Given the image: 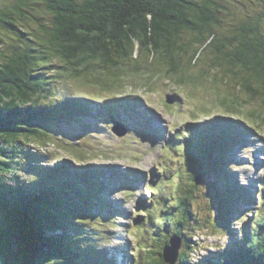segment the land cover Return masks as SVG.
<instances>
[{
    "label": "trees",
    "instance_id": "trees-1",
    "mask_svg": "<svg viewBox=\"0 0 264 264\" xmlns=\"http://www.w3.org/2000/svg\"><path fill=\"white\" fill-rule=\"evenodd\" d=\"M246 1L264 7V0ZM234 2L245 8L243 0ZM243 12L238 22L242 34L237 35L229 23L236 19L224 0H0V264L116 263L99 242L112 235L114 217L121 214L102 191L118 175L105 179L106 173L71 164L62 169L37 150L58 144L83 156L62 141L70 130L83 136L95 129L87 122L92 107L86 111L67 87L56 97L59 78L76 79L87 64L116 66L117 59L145 50L165 57L172 64L168 73L181 83L179 71L208 54L211 73L221 71L238 83L239 91L252 95L258 92L252 93L250 85L258 82L264 95V16ZM122 106L107 102L105 114L109 118L117 111L128 121L129 110ZM216 115L188 128L180 135L183 140H166L183 171L171 182L148 186L161 200L147 216L155 235L151 245L158 252L148 259L140 255L137 264H168L164 249L174 237L180 244L174 264H264V180L252 209L256 201L249 189L234 179V170L223 169L224 144L236 137L228 129L243 135L254 129L230 115ZM163 177L168 181L170 171ZM118 182L131 185L126 176ZM199 194L206 200L205 216L197 207ZM151 206L142 199L138 204L141 213ZM247 210L252 215L240 217L234 226L235 217ZM141 217L134 221L136 232ZM208 227L231 242L195 258L202 247L199 233Z\"/></svg>",
    "mask_w": 264,
    "mask_h": 264
},
{
    "label": "rangeland",
    "instance_id": "rangeland-1",
    "mask_svg": "<svg viewBox=\"0 0 264 264\" xmlns=\"http://www.w3.org/2000/svg\"><path fill=\"white\" fill-rule=\"evenodd\" d=\"M243 1L245 8L239 3H235L234 0H224L229 14L236 19L235 22L229 23L234 25L233 29L237 35L242 34L241 25L238 22L244 18L243 10H247L255 17L264 16L262 5L256 1L255 3ZM40 12L43 16L46 13L43 9ZM221 17L223 18V15ZM117 61L116 66L109 67H103L98 63L87 64L79 69L77 74L79 77L76 79L70 75H65L62 79L59 78L56 85L59 88L56 97H60L62 89L67 87V93L80 97L86 111L89 104H93L95 108H101L106 101L119 97L137 99L138 102L133 101L127 106L120 105L122 110H129L126 112L133 119L129 123L121 115L123 124H115L122 132L126 130V134L119 132L121 136L118 137L113 134V126L110 122L98 120L100 116L104 118L106 113L105 108H101L92 118L87 119L91 122L97 120L98 129L102 126L98 138L87 136L81 137L79 140L62 141L64 144H70L68 148H74L81 152L87 150L84 152L85 155H71L64 150L65 146L58 144H49L37 148V150L39 153L47 154V161H51L54 165L59 164L61 168L62 165L69 166L70 164L75 168L92 165L96 166L98 171L111 174L112 167L98 168V166L112 165L119 172L126 173V169L132 172L131 174L118 173V176L133 177L136 174L139 176L138 190L133 196L132 192L121 183L117 185L120 191L114 189V183L111 184L113 193L109 200L112 201L113 208L118 210L121 215L116 219L117 231L111 232V236L105 235V238L102 239L104 243H108L104 247L109 249L112 254H117L121 259V262L117 261L116 264H137L140 263V255L148 259L152 254L158 252L155 246L151 245L154 242L151 240L155 235H153L152 226L147 221V216L149 213L151 214L153 207L161 206V200L159 194H150L148 186L155 188L160 185V182H171L178 175L180 169L183 171V168L179 167L178 157L173 152V148L169 150L163 138L169 139L172 136L174 138L175 135L182 134L186 124L191 121L203 125V123L218 117L213 115L223 114L230 115V117L253 127V133L251 135L245 133L248 137H244L239 146L234 148L232 141V146L228 145V153L225 151L227 155L223 156L225 158V163H223L225 168L223 169L236 172L234 179L244 184L256 201L250 207L257 208V199L258 195L262 193L261 185L264 180V95L261 94L263 90L258 82H253L250 85L252 93L258 92V94L252 95L239 91L238 83L225 76L221 71L211 73L213 71L208 54H204L195 66L190 65L179 71L180 74H184V80L181 79L184 82L181 81V83L176 82L177 75L168 73L172 64L165 57L152 55L150 51L142 50L131 59L123 61L117 59ZM201 70H204L205 73H201ZM168 99L169 101L175 99V101L168 103L166 101ZM137 109L141 115L137 114ZM116 116L112 118L115 119ZM142 116L144 118H141ZM142 121L145 123L143 124ZM243 126L248 129L246 125ZM228 132H233V129L229 128ZM91 133L97 135L92 130ZM73 134H75L73 130L68 131V137ZM230 134H234V132ZM180 137L183 140L184 136ZM151 142L153 143L151 144ZM30 149L35 150L33 146H30ZM41 164H44V161ZM166 171H170V178L167 179L168 181H163V174L164 172L166 174ZM215 176L217 179L214 183L218 188L219 177ZM140 179L142 180L140 181ZM130 182L131 184L136 183V178H131ZM172 190L173 188H169V192ZM102 191L108 196L104 187ZM141 199L152 204L149 211L141 213V209L138 207ZM120 201L122 205L118 206L117 203ZM197 202L200 215H207L204 196L199 194ZM170 204L171 202L166 207H169ZM239 209H242V203H240ZM248 210L235 217L234 226H238L235 222L240 217L252 215ZM138 214L139 217L140 215L143 217V220L142 217L139 219L143 223H141L140 232H136L134 227V221ZM114 232H116L115 235ZM158 241L162 243L163 240L160 238ZM229 242H231L229 236L228 239H224L221 236H215L209 227L205 228L203 232L199 233V243L202 247L195 254V258L205 257L208 253L215 252L211 248H225Z\"/></svg>",
    "mask_w": 264,
    "mask_h": 264
},
{
    "label": "bare ground",
    "instance_id": "bare-ground-1",
    "mask_svg": "<svg viewBox=\"0 0 264 264\" xmlns=\"http://www.w3.org/2000/svg\"><path fill=\"white\" fill-rule=\"evenodd\" d=\"M115 101L116 102H118L120 105L121 104H123V102H125V103H127V104H130V103H132L133 101L130 99V98H126V99H122L121 97H119V98H116L115 99ZM106 103L107 102H105L103 105H102V109H104V105H106ZM140 104V103H139ZM82 105V104H81ZM88 107H92V109H91V114L89 115V117L88 118H92L94 115H95V113L96 112H98V110H100L101 108H95V107H93V104H89V106ZM138 110V113H140V111H139V109H137ZM114 113H115V115H117V111H114ZM114 115V116H115ZM118 117H120V119H121V116H119V115H117ZM116 116V117H117ZM113 117V116H112ZM111 116L109 117L110 119L112 118ZM141 118H144V117H141ZM146 118V117H145ZM100 119L101 120H103V118L100 116L99 117V121H100ZM113 119V118H112ZM97 121V120H96ZM121 121H122V119H121ZM147 121H148V118H147ZM94 122V121H93ZM98 122V121H97ZM139 123L141 122V121H138ZM143 122V124L145 123V121H142ZM135 123H136V121H135ZM142 124V125H143ZM211 124V123H210ZM107 167H112V172H111V174H118V173H125V172H119V171H117V169L116 168H114L112 165H110V166H107ZM83 168H85V169H87V168H93V170H96L97 169V167L96 166H87V165H84L83 166ZM101 172V176L104 174L102 171H100ZM132 172H130V171H128L127 169H126V173L125 174H131ZM110 175V173L109 174H107V176L105 177V179H107V177ZM110 186V185H109ZM124 202H127V201H124ZM118 204V206H121L122 204H121V201L120 202H118L117 203ZM120 213V212H119ZM115 222H116V219H115ZM170 240H173V238H171ZM170 242V241H169ZM114 253H115V251H114ZM116 256H117V254H116ZM95 257V256H94Z\"/></svg>",
    "mask_w": 264,
    "mask_h": 264
},
{
    "label": "water",
    "instance_id": "water-1",
    "mask_svg": "<svg viewBox=\"0 0 264 264\" xmlns=\"http://www.w3.org/2000/svg\"><path fill=\"white\" fill-rule=\"evenodd\" d=\"M168 103H172V101L166 100ZM114 133L117 134L118 136H121V134L119 132H121L122 134H125V131L122 132L121 130H119V128L115 127L113 129ZM71 181H67V185H72L70 184ZM69 183V184H68ZM76 191V190H75ZM75 193V192H74ZM176 240V241H174ZM179 240L177 238H173V240H170L169 242V246L165 247L164 249V260L166 263L168 264H174L176 261V256H177V251L179 248Z\"/></svg>",
    "mask_w": 264,
    "mask_h": 264
},
{
    "label": "clouds",
    "instance_id": "clouds-1",
    "mask_svg": "<svg viewBox=\"0 0 264 264\" xmlns=\"http://www.w3.org/2000/svg\"><path fill=\"white\" fill-rule=\"evenodd\" d=\"M171 101H172V102H174V100H173V99H172ZM131 120H133V119H132V118H129V119H128V121H131Z\"/></svg>",
    "mask_w": 264,
    "mask_h": 264
}]
</instances>
